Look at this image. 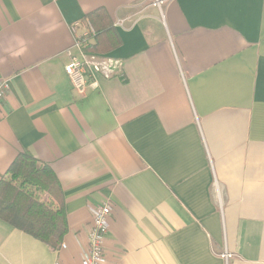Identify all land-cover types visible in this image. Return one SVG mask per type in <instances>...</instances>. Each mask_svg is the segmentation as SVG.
I'll list each match as a JSON object with an SVG mask.
<instances>
[{
	"label": "crops",
	"instance_id": "crops-1",
	"mask_svg": "<svg viewBox=\"0 0 264 264\" xmlns=\"http://www.w3.org/2000/svg\"><path fill=\"white\" fill-rule=\"evenodd\" d=\"M101 7L123 69L81 95L72 27ZM6 78L0 181L48 163L69 229L55 250L0 218V264H83L106 201L104 264H264V0H0Z\"/></svg>",
	"mask_w": 264,
	"mask_h": 264
},
{
	"label": "trees",
	"instance_id": "trees-1",
	"mask_svg": "<svg viewBox=\"0 0 264 264\" xmlns=\"http://www.w3.org/2000/svg\"><path fill=\"white\" fill-rule=\"evenodd\" d=\"M94 28L87 51L105 53L119 44L108 11L101 7L86 15ZM0 218L51 248H61L68 233L62 185L51 166L29 152L20 153L0 181Z\"/></svg>",
	"mask_w": 264,
	"mask_h": 264
},
{
	"label": "built area",
	"instance_id": "built-area-1",
	"mask_svg": "<svg viewBox=\"0 0 264 264\" xmlns=\"http://www.w3.org/2000/svg\"><path fill=\"white\" fill-rule=\"evenodd\" d=\"M79 26L80 24L76 23L72 27L75 37L74 46L78 49L79 54L71 55V60L65 66V71L71 79L74 91L84 95L90 85L98 86V75L107 79L120 75L124 63L120 58L87 51L86 47L96 32L92 26H84L83 31L78 32ZM10 90L11 80L0 79V101L7 96ZM112 210L109 201L93 208V222L88 231L89 244L84 252L83 264H104ZM221 256L226 259L232 257L228 251L222 253Z\"/></svg>",
	"mask_w": 264,
	"mask_h": 264
}]
</instances>
